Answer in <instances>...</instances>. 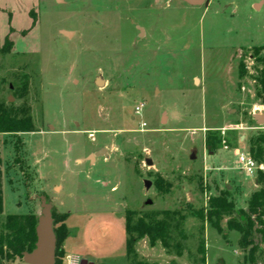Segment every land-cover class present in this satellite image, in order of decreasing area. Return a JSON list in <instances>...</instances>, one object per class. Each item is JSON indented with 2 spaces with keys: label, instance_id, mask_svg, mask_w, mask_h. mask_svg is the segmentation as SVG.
Segmentation results:
<instances>
[{
  "label": "rangeland",
  "instance_id": "1",
  "mask_svg": "<svg viewBox=\"0 0 264 264\" xmlns=\"http://www.w3.org/2000/svg\"><path fill=\"white\" fill-rule=\"evenodd\" d=\"M263 67L264 0H0V105L33 124L0 132V229L42 216L43 197L68 230L63 264H264L262 224L254 245L230 227L264 171L235 152L264 133ZM220 197L230 213L214 214ZM127 217L166 234L128 252Z\"/></svg>",
  "mask_w": 264,
  "mask_h": 264
},
{
  "label": "trees",
  "instance_id": "2",
  "mask_svg": "<svg viewBox=\"0 0 264 264\" xmlns=\"http://www.w3.org/2000/svg\"><path fill=\"white\" fill-rule=\"evenodd\" d=\"M261 91L259 95L262 98L264 105V67L261 70ZM33 130V124L30 117L17 118L13 117L9 111L0 105V132L16 133L27 132ZM222 139L217 136L208 137L207 144L211 149L218 148ZM250 155L257 163L264 164V133L260 134L255 140L251 142ZM258 183L260 189L252 194L249 204V214L242 223L232 222L231 228L237 229L242 232V240L245 245L255 244L256 224H262L264 227V171H259ZM213 207L215 208L214 214L221 215L230 213V203L226 198L220 197L215 200ZM4 212V193H3V180L0 159V215ZM53 215V214H52ZM54 219V217H53ZM38 216L35 214H8L0 229V264L2 260H14L17 257L23 258L24 252H31L37 242V228ZM167 231L166 224L163 221L147 222L140 219L137 223L132 224L131 219L127 217L126 232L131 235L127 240V250L132 252V241L138 238L148 236L150 243L154 245L156 241L165 236ZM264 231V230H263ZM56 233L57 240H65L68 236V230L63 224ZM132 233H137L134 237ZM264 233V232H263ZM134 237V238H132ZM253 250V247L252 249ZM64 252L62 251V254ZM59 251L56 248V262L55 264H63V259L58 260ZM141 264V263H140Z\"/></svg>",
  "mask_w": 264,
  "mask_h": 264
},
{
  "label": "water",
  "instance_id": "3",
  "mask_svg": "<svg viewBox=\"0 0 264 264\" xmlns=\"http://www.w3.org/2000/svg\"><path fill=\"white\" fill-rule=\"evenodd\" d=\"M190 4L201 5L207 3L208 0H185ZM257 7L259 4L256 5ZM68 35H71L70 32H66ZM98 85L103 84V81L97 80ZM258 122L264 124V116L254 115ZM105 152V149H101L96 155H100ZM95 158L94 154L90 155V159ZM151 164L150 161H148ZM146 186L150 187L151 182L146 181ZM43 200V211L42 216L38 217V225L36 228L37 231V242L35 248L31 252H24L23 258L28 264H55L56 262V248H57V237L54 230V219L52 215V206L45 203ZM151 200H148V203H151ZM80 264H94L89 262L87 259H82Z\"/></svg>",
  "mask_w": 264,
  "mask_h": 264
},
{
  "label": "built area",
  "instance_id": "4",
  "mask_svg": "<svg viewBox=\"0 0 264 264\" xmlns=\"http://www.w3.org/2000/svg\"><path fill=\"white\" fill-rule=\"evenodd\" d=\"M144 107V103L137 105L135 107V113L141 114ZM143 126H146L147 123H142ZM237 156L239 157V163L241 164L242 169L248 175H254L258 172L259 169L263 167L262 164L257 163V161L251 157L249 153L238 152ZM82 260V259H81ZM81 260H79L78 256H69L67 260V264H80Z\"/></svg>",
  "mask_w": 264,
  "mask_h": 264
},
{
  "label": "crops",
  "instance_id": "5",
  "mask_svg": "<svg viewBox=\"0 0 264 264\" xmlns=\"http://www.w3.org/2000/svg\"><path fill=\"white\" fill-rule=\"evenodd\" d=\"M235 152H236V154H237L238 152H240V150L237 149V150H235ZM95 156H96V154H95ZM256 183H257V181H256ZM67 238H68V237H67Z\"/></svg>",
  "mask_w": 264,
  "mask_h": 264
}]
</instances>
